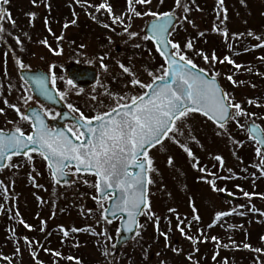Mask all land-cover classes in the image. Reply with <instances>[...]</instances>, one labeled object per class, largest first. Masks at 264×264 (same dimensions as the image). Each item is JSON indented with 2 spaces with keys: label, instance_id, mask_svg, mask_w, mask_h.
Wrapping results in <instances>:
<instances>
[{
  "label": "rangeland",
  "instance_id": "obj_1",
  "mask_svg": "<svg viewBox=\"0 0 264 264\" xmlns=\"http://www.w3.org/2000/svg\"><path fill=\"white\" fill-rule=\"evenodd\" d=\"M101 4L105 8H99ZM132 8L135 12L129 11L128 0L0 3V9L15 22L13 25L7 16L0 22L5 29L0 34V75L9 72L13 82L19 83L17 61L28 68L50 69L56 65L62 71L77 64L95 68L103 82L123 73V65L141 83L150 85L153 76L162 74L161 65L165 64L155 47L144 39L147 22L156 18L146 13H171L177 23L170 32V41L179 44L182 52L191 42L193 55L199 58L192 62L208 73L219 71L216 78L224 92L227 90L245 113V105L253 99L254 104L264 107V47L258 46L264 44V0H224L222 6L218 0H181L180 7L176 0H151L143 5L133 0ZM241 45L251 53L232 58L241 67L229 74L231 68H236L230 65L228 71L226 61H220L226 51L232 53ZM56 51L61 54L55 55ZM200 53L209 57V62ZM213 54L215 62L211 61ZM228 76L237 83L234 85ZM107 88L105 81L102 89ZM146 89L140 88V94ZM248 122L259 125L264 132V122L250 115L234 117L223 128L198 113L178 122L183 134L176 135L175 142L164 139L150 155L154 171L149 172L152 183L147 186L139 234L121 248L112 264H264V167L257 156L258 146L246 132ZM184 147L191 151V157ZM261 154L264 156V151ZM217 156L222 164L215 159ZM7 164L16 166L0 170V264H58L60 260H65L63 264H109L118 223L106 222L102 217L105 202H98L88 193L89 188L81 187L90 186L89 176L73 174L69 184L60 187L48 171L20 170L45 168L37 156H32L31 162L25 158ZM260 177L262 180L256 181ZM209 181H214L215 190ZM241 181L246 188L253 184L246 189ZM223 193L235 195L239 201L228 202L221 197ZM87 201L93 209L85 207ZM224 212L231 213L230 218L215 219ZM61 228L69 233L67 237ZM73 228L79 231L72 232ZM234 231H251L252 237L247 239L251 246L258 245L259 236L263 246L253 255L254 261L248 263L249 247L245 252L230 250ZM245 238L242 236V243H246Z\"/></svg>",
  "mask_w": 264,
  "mask_h": 264
},
{
  "label": "snow or ice",
  "instance_id": "obj_2",
  "mask_svg": "<svg viewBox=\"0 0 264 264\" xmlns=\"http://www.w3.org/2000/svg\"><path fill=\"white\" fill-rule=\"evenodd\" d=\"M135 2L143 5L150 4L151 0H135ZM218 2L222 6L224 0H218ZM0 3L7 4L9 0H0ZM128 3L129 11L135 12L132 8L133 0H128ZM176 5L180 7L181 0H176ZM99 8H105V5L101 4ZM107 10L111 14V9L108 8ZM184 11L187 12L188 9L184 8ZM135 14L139 15V13ZM146 15L155 16L157 20L163 21V23L152 26L151 36L144 37V39L152 40L157 45V51L164 57V63L167 65V67L161 65L162 74L160 76H153V83L157 81L160 83L152 88L151 85H145L139 80H131V84L134 86L152 88L151 92L133 96L130 103L118 104L111 107L110 110L98 113L91 118L81 113L79 119L75 120L73 127L67 129L68 132L72 133L73 138L71 139L64 131H52L40 119L38 112H32V116L35 118L32 134L25 135L19 127L10 135L0 133V168L15 167L16 165L6 164L5 161H10L12 156L20 154H23L27 161L31 162L32 156L26 150L32 146L31 151L38 152L47 161L55 183H60L57 177H62L65 174L64 169L66 167L73 166L75 167L74 175L90 173L96 177L93 186L102 198L110 195L109 189L114 188L121 192L122 198L115 203L113 214H116V211L125 212L129 220L135 224L136 215L143 211L141 204L146 205L147 203L146 185L152 183V180L147 176L148 172L154 171L151 167L152 159L148 152L151 148L161 144L164 139L175 142V136L183 134L178 122L186 120L191 113H200L223 128L225 122L229 119L250 115L242 110L239 103H234L228 93H223L216 85L218 73L212 75L210 79H205L204 75L206 73H204V70L197 69V65L183 54L179 44L167 39L165 34L168 32L173 18L171 13L158 15L148 12ZM6 16L14 25L15 22L11 20L10 14L0 9V22ZM113 23H117V20L114 19ZM104 27H108V25L105 24ZM4 32L5 29L0 25V34ZM134 35L130 34V36ZM17 43H19V40H17ZM169 45L172 49H175V52L169 54L165 50ZM258 46L264 47V44ZM186 47L190 49L192 43L189 42ZM54 54L60 55L61 52L56 51ZM200 55L203 56V53H200ZM203 58L205 62H209V57L203 56ZM101 60H103V57H101ZM216 60L217 57L213 54L211 61L215 62ZM225 61L237 70L241 67L234 64V61L228 57H225L220 63ZM17 63L21 69L24 68V65L19 64V61ZM101 67L107 70L103 64H101ZM121 68L124 73L132 75L128 67L121 65ZM149 75L152 76L153 74L150 72ZM227 79L234 85L237 83L232 76H228ZM55 80L56 77L53 74L51 77L53 86H55ZM38 83L43 94L47 96L48 89L44 87V81L40 80ZM68 83L71 84V81ZM58 95L63 98L64 94L58 93ZM145 96L148 99H145ZM123 99L125 98L121 96L120 100ZM248 103L253 102L248 101ZM5 104L7 105V101H5ZM9 106L15 108V106ZM68 108L72 112L78 111L71 104L68 105ZM230 109L235 110L231 116L229 115ZM15 110L19 113L18 108ZM2 113L3 109H0V114ZM44 115H47V113H44ZM20 119L27 121L29 117L21 115ZM251 131H257L255 126L252 127ZM169 133L173 135H169ZM256 143L264 145V139H257ZM183 150L190 157L192 156L187 147H184ZM256 152L257 156L261 157V166L264 167V156H262L260 148H257ZM215 159L221 161V164L223 163L219 156ZM169 163H171V159H169ZM130 169H139L141 174H134ZM209 183L213 185V190H215L214 181H209ZM245 195L249 196L248 193H245ZM249 198L251 199V196ZM252 211H255V209H252ZM230 214L228 212L219 213L215 219L220 220ZM261 215H264V213H261ZM20 223L24 222L21 220ZM25 227L29 226L25 224ZM60 231L63 232L65 237L69 234L63 228ZM71 231L76 232L79 230L73 228ZM181 231L183 230L181 229ZM161 235L164 234L161 233ZM165 239H167L166 236ZM213 240L216 241V238L213 237ZM216 243H219V241H216ZM245 247L249 246L245 245ZM254 251L259 252L260 249ZM52 254L59 255V253ZM35 258V254H33V259L35 260ZM69 259L72 258L69 257ZM76 264H79V262L77 261Z\"/></svg>",
  "mask_w": 264,
  "mask_h": 264
},
{
  "label": "flooded vegetation",
  "instance_id": "obj_3",
  "mask_svg": "<svg viewBox=\"0 0 264 264\" xmlns=\"http://www.w3.org/2000/svg\"><path fill=\"white\" fill-rule=\"evenodd\" d=\"M1 42L3 44H6L5 41ZM4 53L5 52H3L2 54ZM71 65H69L64 71H62L61 68L56 65H52L50 69L48 67H24L23 69L19 67L17 71L19 83L13 82L14 77L9 72L2 71L0 75V109H3V113L0 114V132L13 133L15 129L19 127L21 131L25 133V135L32 134L34 130L35 119L32 116V112H38L40 114V119L44 121L45 125H47L48 128H50L54 132L64 131L65 134L68 135L71 139L73 138L72 133L68 132L67 129L73 127L75 120L79 119L81 113H83L84 116L91 118L98 113H103L110 110L111 107L117 106L118 104L130 103V99L133 96L144 94H140V88L138 85L134 86L131 84V80L136 79V77L124 73L123 70H121L123 73H117L113 78H106L105 81H107V85L109 86V88L102 89V85L105 81L102 82L97 77L95 68L91 66H82L93 68L95 71L93 73L94 78L93 80H89L88 72L83 71L82 73H77L76 78L79 80V84H76L68 76V69ZM21 71L34 72V77L31 76V82L33 85L37 86L36 93L32 92L30 87L21 79ZM53 74L56 77L55 86H53L51 83V77ZM111 79H114V81L111 82ZM40 80L44 81V87L48 89L47 96L43 94L42 89L40 88V85L38 83V81ZM69 81H71V84L68 83ZM58 93H63V98H61ZM121 96H123L125 99L120 100ZM93 97H95V99H93ZM5 101H7V105L5 104ZM69 104L78 109V111L72 112L68 108ZM9 105L15 106V108L10 107ZM17 108L19 109V113H17V111L15 110ZM44 113H47V115H44ZM21 115H27L29 119L27 121L21 120ZM74 142L78 143V141L75 140ZM155 147L149 150V156L151 155ZM29 153L31 154V156L39 157L46 167L40 169L20 170L48 171L51 175L45 160L38 154V152L29 151ZM23 159H25V156L18 155L12 156L11 160L21 161ZM64 171L66 174L70 175L71 178H73L75 167L69 166ZM130 171H137V169H130ZM79 175H86L90 177V186L88 187V185H81V187L89 188L88 193H91V196H93L98 202H105L106 208L108 199L111 196L107 195L106 198L99 199L97 189L93 186L96 182V177L94 175H91L90 173H83ZM147 176L149 178V172L147 173ZM55 184L57 186L63 187L68 185L69 183ZM87 203L92 206V209L94 208V205L89 201L85 203V207ZM230 216L231 215L224 216L223 220L230 218Z\"/></svg>",
  "mask_w": 264,
  "mask_h": 264
},
{
  "label": "water",
  "instance_id": "obj_4",
  "mask_svg": "<svg viewBox=\"0 0 264 264\" xmlns=\"http://www.w3.org/2000/svg\"><path fill=\"white\" fill-rule=\"evenodd\" d=\"M172 20L170 22L169 28H168V32L165 34L167 39H169L170 36V32L173 29V27L176 25L177 23V18L174 14H172ZM159 23H163V21H159L156 18L151 19L150 21L147 22L145 28H144V34L145 36H151L152 35V26L154 24H159ZM170 40V39H169ZM152 43H154L152 40H150ZM154 45L156 46L157 49V45L154 43ZM169 54L173 53V49L170 47V45L165 49ZM159 54L160 52L157 51ZM161 55V54H160ZM163 57V56H162ZM164 59V57H163ZM165 66L167 67V65L165 64ZM199 69V68H197ZM83 71L88 72V78L89 80H93L94 75L93 73L95 72L93 68L91 67H82L79 66L77 64H73L70 66V68L68 69V76L76 83L79 84V80L76 78L77 73H82ZM34 72H26V71H21L20 76L21 79L30 87V89L32 90V92L36 93L37 92V86L33 85L31 82V76L34 77L33 75ZM204 73H206L204 71ZM198 75H203L202 73H197ZM212 76H210L208 73H206V75H204L205 79H210ZM160 82L157 81L156 83H152L151 86L152 88H155ZM216 85L221 89V91L223 93L224 90L220 85V82L218 81V79H216ZM152 88H148L146 92H151ZM145 99H148L147 96H145ZM233 113V110L230 109L229 115L231 116ZM200 114V113H199ZM202 115V114H201ZM204 116V115H203ZM206 117V116H205ZM207 118V117H206ZM230 120V119H229ZM228 120V121H229ZM211 121V120H210ZM226 121L225 124L228 122ZM213 124L217 125L216 123H214L213 121H211ZM218 126V125H217ZM247 126V133L248 135L256 142L257 139H264V133L263 130L261 129V127L253 122H248L246 124ZM255 126V128L257 129V131L253 132L251 131L252 127ZM0 133H4V132H0ZM6 135H10L12 133H4ZM259 148H261L262 150H264V145H259ZM31 147L26 150V151H31ZM21 156H24L23 154H20ZM7 161H5L6 163ZM47 163V161H46ZM48 166V165H47ZM67 168V167H66ZM65 168V169H66ZM1 169V168H0ZM64 169V170H65ZM65 172V171H64ZM134 174L140 175V171L139 169H137V171H132ZM57 179L60 180L61 184H67L69 183L72 178L70 175L68 174H64L62 177H57ZM98 192V191H97ZM108 192L110 193V198L108 199V203L107 206L105 208V210L103 211V217L105 219L106 217V221L107 222H113L115 220H118V234L117 237L114 241V250H113V255H112V260L119 254L121 248L126 245L127 243H129L131 240H133V238L135 237L136 233H137V228L139 225V217L142 214L143 211H140L137 215H136V221L135 224H133L128 216L126 215L125 212H120V211H116V214H113V211L115 210V203L118 202L121 198H122V193L113 189H109ZM146 194H147V185H146ZM98 197L99 199H103L99 193H98ZM222 198H224L225 200L228 201H232V202H238L239 199L234 196V195H230V194H222ZM146 202H147V198H146ZM147 205V203H146ZM145 204H141V209H145L146 207ZM86 207L88 209H92V206L89 205V203L86 204ZM20 233L22 232V229L19 228Z\"/></svg>",
  "mask_w": 264,
  "mask_h": 264
},
{
  "label": "trees",
  "instance_id": "obj_5",
  "mask_svg": "<svg viewBox=\"0 0 264 264\" xmlns=\"http://www.w3.org/2000/svg\"><path fill=\"white\" fill-rule=\"evenodd\" d=\"M149 44H151L150 42H148ZM236 45V44H235ZM242 48H244V50L245 51H243L242 50ZM232 49H234V47L232 48ZM235 51L234 52H232L231 53V51L229 52V51H226L225 52V54H224V58L225 57H228V58H230V59H232V58H235V57H237V56H239L240 54H241V56H243V57H248V55L251 53V51H249L248 49H247V47L245 48V46L244 47H242V45H241V47H239V48H235L234 49ZM184 53L183 54H185V56L186 57H188V58H190L191 60H199V58L198 57H194V50H193V47H191L190 49L189 48H185L184 49V51H183ZM195 62H199V61H195ZM226 66H227V70L229 71L230 70V64H228L227 62H226ZM238 70L237 69H233V68H231V72H229V74H233V73H235V72H237ZM216 72H219V71H217V70H213L212 71V73L213 74H211V72H209L211 75H214V74H216ZM218 74H220V73H218ZM219 76V75H218ZM252 78H254V76H252ZM243 81V78L241 77L240 78V82H242ZM252 83H253V81H251ZM226 93H228L229 95H230V93L226 90ZM230 98H231V96H230ZM255 99H256V97H255ZM254 100V99H253ZM253 100H251V101H253ZM245 110H246V113H248V114H250V116H251V118H253L254 120H257V121H263L264 122V107L262 108V107H260V106H258L257 104H254V103H251V104H249V103H247L246 105H245V108H244ZM243 177V178H246V176H244V175H242V174H239V176L238 177ZM252 176V178H254V176L253 175H251ZM249 178V179H248ZM247 179H248V181H251V177L250 176H248L247 175ZM262 179H261V177L260 178H258V179H256V181H261ZM253 181V180H252ZM242 182V185H243V188H246L245 187V184H243V181H241ZM251 184H253V183H251ZM251 184H249L248 186H247V188L249 187L250 188V186H252ZM246 188V189H247ZM238 231H234L233 232V238H232V242H233V244H232V246L230 247V250H235V249H237V250H244L243 252H245V249H246V247H245V245H248L249 246V251L251 252V254H250V260L248 261V263H250L251 261H254L253 260V255H256V253H257V251H254L255 249H259V246H263L262 245V243L260 242V239H259V236H258V245L257 246H251L250 244H248L247 243V239L248 238H251L252 237V235H251V231L250 232H242V233H240V232H238ZM242 236L244 237V236H246V243H242ZM222 239V238H221ZM229 241H230V239H228ZM225 243H228L227 242V239H225V240H223ZM248 248V247H247ZM262 251V253L264 254V247H263V250H261ZM63 263H66L65 262V260H60V261H58V264H63ZM85 263V262H84ZM256 264H258V263H256Z\"/></svg>",
  "mask_w": 264,
  "mask_h": 264
}]
</instances>
